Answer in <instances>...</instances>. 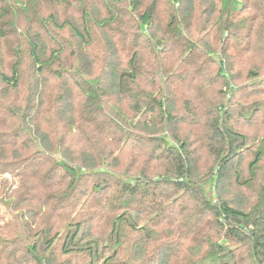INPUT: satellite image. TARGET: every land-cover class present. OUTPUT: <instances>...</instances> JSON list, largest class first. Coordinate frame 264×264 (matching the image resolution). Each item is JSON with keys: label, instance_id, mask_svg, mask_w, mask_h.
Wrapping results in <instances>:
<instances>
[{"label": "trees", "instance_id": "obj_1", "mask_svg": "<svg viewBox=\"0 0 264 264\" xmlns=\"http://www.w3.org/2000/svg\"><path fill=\"white\" fill-rule=\"evenodd\" d=\"M0 264H264V0H0Z\"/></svg>", "mask_w": 264, "mask_h": 264}, {"label": "rangeland", "instance_id": "obj_2", "mask_svg": "<svg viewBox=\"0 0 264 264\" xmlns=\"http://www.w3.org/2000/svg\"><path fill=\"white\" fill-rule=\"evenodd\" d=\"M2 178H8L12 181L10 174L6 173L4 174L2 177L0 176V187H1V180H3ZM9 213H7L6 209L4 208V206H2L0 204V223H3L5 220L9 219Z\"/></svg>", "mask_w": 264, "mask_h": 264}]
</instances>
